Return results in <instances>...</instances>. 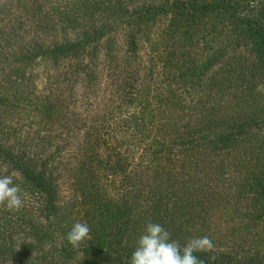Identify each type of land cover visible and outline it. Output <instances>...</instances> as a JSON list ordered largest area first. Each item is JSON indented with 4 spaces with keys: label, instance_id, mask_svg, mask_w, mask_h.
<instances>
[{
    "label": "rangeland",
    "instance_id": "obj_1",
    "mask_svg": "<svg viewBox=\"0 0 264 264\" xmlns=\"http://www.w3.org/2000/svg\"><path fill=\"white\" fill-rule=\"evenodd\" d=\"M253 31L264 0H0V175L25 200L0 206V264H130L149 222L207 236L219 264H264ZM76 222L90 233L72 246ZM98 222L111 251L91 255Z\"/></svg>",
    "mask_w": 264,
    "mask_h": 264
},
{
    "label": "clouds",
    "instance_id": "obj_2",
    "mask_svg": "<svg viewBox=\"0 0 264 264\" xmlns=\"http://www.w3.org/2000/svg\"><path fill=\"white\" fill-rule=\"evenodd\" d=\"M0 206L13 213L25 206L22 189L12 175H0ZM89 233L87 223L76 222L66 239L72 246H77L89 238ZM213 249L214 244L207 236L190 239L181 245L163 225L149 222L136 240L130 264H202L194 253Z\"/></svg>",
    "mask_w": 264,
    "mask_h": 264
},
{
    "label": "trees",
    "instance_id": "obj_3",
    "mask_svg": "<svg viewBox=\"0 0 264 264\" xmlns=\"http://www.w3.org/2000/svg\"><path fill=\"white\" fill-rule=\"evenodd\" d=\"M253 35L257 37L256 39H258L256 40L258 44L255 50H257L258 53L260 54L259 59H262V58L264 59V33L260 31H253ZM68 49L69 47H65V48L59 49V51H66ZM70 49H71V46H70ZM226 140H227V136L222 138L223 143ZM22 172L24 173L26 180L33 181V184L36 188H39L45 191V193L47 194L50 193L48 191L49 184L45 182L44 175L42 173H37L36 171H31L30 169H26L25 171H22ZM99 208L101 210L100 216H102L103 220L105 219V222L108 221L110 223H113V225H115L116 227H118L120 225L119 219H123V221H126L125 220V217L127 215L126 209L123 212H121V215L119 216L117 214V211L114 209V207L112 208L108 204L100 206ZM121 223L125 224L126 222H121ZM107 227H109V225L104 224V222L102 223L98 222L97 224H95V230L92 232L91 239L87 241L86 246L83 249L85 252L88 251L92 255L94 253L104 254V253H108L111 251L109 248V245H111V243H109L108 245V242L106 240V228ZM114 236L116 237L117 235H114ZM103 249L105 250L103 251ZM127 253H128V256L131 257V254H132L131 251H128ZM194 254L202 261V264H219L216 262V260H213L214 259L213 257L210 258L209 255L206 256V254H204L203 252H197Z\"/></svg>",
    "mask_w": 264,
    "mask_h": 264
}]
</instances>
